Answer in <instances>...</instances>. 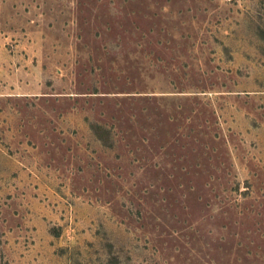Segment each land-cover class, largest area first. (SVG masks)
I'll return each instance as SVG.
<instances>
[{
	"label": "rangeland",
	"instance_id": "rangeland-1",
	"mask_svg": "<svg viewBox=\"0 0 264 264\" xmlns=\"http://www.w3.org/2000/svg\"><path fill=\"white\" fill-rule=\"evenodd\" d=\"M0 264H264V0H0Z\"/></svg>",
	"mask_w": 264,
	"mask_h": 264
}]
</instances>
